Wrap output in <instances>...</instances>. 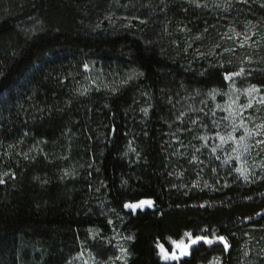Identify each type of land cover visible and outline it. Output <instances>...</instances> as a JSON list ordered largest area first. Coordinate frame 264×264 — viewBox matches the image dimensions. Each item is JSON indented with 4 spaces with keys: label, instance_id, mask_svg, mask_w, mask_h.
<instances>
[{
    "label": "trees",
    "instance_id": "trees-1",
    "mask_svg": "<svg viewBox=\"0 0 264 264\" xmlns=\"http://www.w3.org/2000/svg\"><path fill=\"white\" fill-rule=\"evenodd\" d=\"M94 1L0 2V264H67L89 228L107 227L99 211L90 213L91 187H101L119 211L152 201L151 208L125 215L133 237L128 264H203L213 256L234 264L237 233L264 217V176L178 194L156 167L151 129L150 165L129 183L122 157L137 98L148 94L157 105L171 76L198 89L223 88V72L196 75L133 35L88 31ZM32 17L34 27L24 22ZM91 59L98 69L88 71ZM245 78L264 87V71ZM84 153L85 176L71 177L69 164ZM186 233L224 237L230 248L198 243L179 261L161 260L158 245L171 251L170 242Z\"/></svg>",
    "mask_w": 264,
    "mask_h": 264
},
{
    "label": "rangeland",
    "instance_id": "rangeland-1",
    "mask_svg": "<svg viewBox=\"0 0 264 264\" xmlns=\"http://www.w3.org/2000/svg\"><path fill=\"white\" fill-rule=\"evenodd\" d=\"M0 2L37 4V0ZM91 6L87 16L91 18L85 24L88 31L133 35L185 70L201 75L216 68L226 79L223 88L198 89L171 76L157 105L148 94L135 100L127 115V142L122 155L126 173L131 177L126 182L136 179L150 165V129L157 149L156 167L166 186L178 194L261 179L264 87L251 84L245 76L264 71V0H96ZM24 22L31 27L37 25L35 17ZM25 23L19 21L16 25ZM92 68L98 69L95 59L87 62L86 69ZM253 88L256 91L250 92ZM83 155L80 161L69 164L67 171L71 177L77 172L85 176L87 160ZM89 189L93 195L90 213L99 211L107 227L89 228L85 241L67 264H128L133 237L124 218L133 211L127 207L123 211L115 209L105 199L101 187ZM142 201L151 200L126 205ZM151 206L145 204L136 210ZM202 238L213 243L201 239L196 244L224 247L216 236ZM181 240L189 245L187 255H182L183 248H176L171 241L172 250L164 249L169 255L175 252L179 259H164L158 247L161 260L174 262L187 257L196 244H191L186 235L175 242ZM236 241L234 264H264V217L246 222ZM203 264L223 261L220 256H213Z\"/></svg>",
    "mask_w": 264,
    "mask_h": 264
},
{
    "label": "snow or ice",
    "instance_id": "snow-or-ice-1",
    "mask_svg": "<svg viewBox=\"0 0 264 264\" xmlns=\"http://www.w3.org/2000/svg\"><path fill=\"white\" fill-rule=\"evenodd\" d=\"M251 91H256V89L253 88L250 90V92ZM4 175H7V173H5ZM4 182H5L4 179L2 177H0V184H3ZM151 203H152L151 201H142L140 204H130V205H126L125 207L130 208L133 212H135L136 209L141 208L142 205L146 204L148 206H151ZM185 235L189 237V239L191 240V244H196L201 239H203L204 243H208V244L213 243L212 240L207 239V238L196 237L193 239L191 237V234L186 233ZM217 239L219 240L220 243L224 244V248H225V250H227L229 245H228L227 241L225 240V238L224 237H218ZM173 243H174L176 248H181V247L183 248L182 255H187V248L189 247V245L185 244L183 240H181L178 243L174 241ZM158 247L160 249V252L163 254L164 259H175V260L179 259V256H177L175 252H173L171 255H169V253H167L165 251L163 245H158Z\"/></svg>",
    "mask_w": 264,
    "mask_h": 264
}]
</instances>
